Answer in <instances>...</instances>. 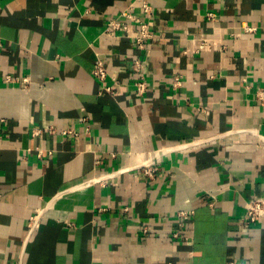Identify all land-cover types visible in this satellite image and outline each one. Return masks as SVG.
Wrapping results in <instances>:
<instances>
[{"label":"crops","instance_id":"0c3cea01","mask_svg":"<svg viewBox=\"0 0 264 264\" xmlns=\"http://www.w3.org/2000/svg\"><path fill=\"white\" fill-rule=\"evenodd\" d=\"M148 1L0 0V264H264V0Z\"/></svg>","mask_w":264,"mask_h":264},{"label":"built area","instance_id":"2783aa9c","mask_svg":"<svg viewBox=\"0 0 264 264\" xmlns=\"http://www.w3.org/2000/svg\"><path fill=\"white\" fill-rule=\"evenodd\" d=\"M141 10L145 14H150L152 12V6L148 0H141ZM122 13L124 15L125 14L127 15L126 11H124ZM127 16H129V15H127ZM208 16H209V18H213L214 14L210 13ZM140 23H141V25H140L139 33L136 37V41L138 44L141 45L143 43V40L149 36H152V34L148 28V25L145 22L140 21ZM113 24L118 26L119 22L112 21L108 24V27L110 28V26ZM245 30L251 31V30H253V28L252 27H246ZM134 67H136L137 70L141 68V61L139 59H136L134 61ZM94 74H95V76H97L101 80H104L107 76V67H106L105 63L103 62V60L100 58L95 59ZM174 80H175V84H180V76L175 75ZM147 84H148L147 79L144 76H142V74H140V76H139V78L135 84L136 91L139 94H143L147 89ZM105 90L108 93H111V94L114 93V90L111 86H105ZM257 97L259 99H264V92H263V94L258 93ZM211 204H213V203H211ZM191 213H193V212H191ZM179 214H180V216L185 217V218L188 217V215H190V213H187V212H180ZM263 218H264V196L263 195L253 196L247 202L246 211H245L244 216L241 219V222L245 227L249 228L253 224L257 223L259 220H262ZM182 224L183 223H181V225ZM182 228H184V226ZM181 232H184V230H178V231L174 232L173 237H178L181 234ZM188 238H189V236L186 234L185 239H188ZM229 264H239V263L236 260H232L229 262Z\"/></svg>","mask_w":264,"mask_h":264}]
</instances>
